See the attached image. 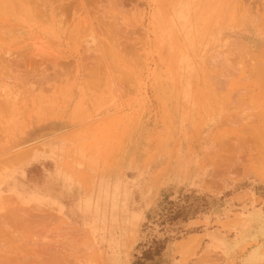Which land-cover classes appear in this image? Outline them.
Wrapping results in <instances>:
<instances>
[{
	"label": "rangeland",
	"instance_id": "obj_1",
	"mask_svg": "<svg viewBox=\"0 0 264 264\" xmlns=\"http://www.w3.org/2000/svg\"><path fill=\"white\" fill-rule=\"evenodd\" d=\"M3 1L0 264H177L264 207V0Z\"/></svg>",
	"mask_w": 264,
	"mask_h": 264
},
{
	"label": "crops",
	"instance_id": "obj_2",
	"mask_svg": "<svg viewBox=\"0 0 264 264\" xmlns=\"http://www.w3.org/2000/svg\"><path fill=\"white\" fill-rule=\"evenodd\" d=\"M191 90L193 91V89ZM98 182L99 190L97 191H100L98 192L100 195L104 184L101 180ZM245 191L237 192L236 195ZM248 193L251 194V191H248ZM90 196L93 195L87 194L85 198ZM251 200L255 204H259L262 196L253 194ZM248 210L251 212L248 214L246 225L242 229L235 227L232 231L224 232L222 228L213 226L189 232L186 236L189 240H200L196 258L184 261L180 257V263L177 264H264V207L253 205ZM247 212L245 211V213ZM135 217H131L133 222ZM217 236L220 241H224L226 244H215V240L211 237ZM180 242L177 245V249ZM139 256L140 254L137 255V257ZM137 257H134L130 264L140 258Z\"/></svg>",
	"mask_w": 264,
	"mask_h": 264
},
{
	"label": "bare ground",
	"instance_id": "obj_3",
	"mask_svg": "<svg viewBox=\"0 0 264 264\" xmlns=\"http://www.w3.org/2000/svg\"><path fill=\"white\" fill-rule=\"evenodd\" d=\"M1 1H3V0H1ZM11 1H12V0H11ZM15 1H16V0H15ZM53 1L55 2V0H53ZM57 1H58V0H57ZM61 1L64 2V0H61ZM65 1H66V0H65ZM67 1H68V0H67ZM69 1H71V2H69ZM69 1H68L67 4H64V3H65V2H64V3L61 5V7L57 6V7H59V11H60V9H61V11H62L61 13H62V14H61V13H60V14H61L62 16H68V14H66L67 11H64V12H63V10H64V9H67V8H65L66 5H67L66 7H69V6L71 7L70 4L72 3L73 0H69ZM76 1H77V2L80 1V2H78L79 5H78V4H77V5H78V6L81 5V6H80L81 8L79 7V10H80V9L82 10V7L84 8V7H85V4L87 5V3H88V5L90 6L91 4H89V2H92L93 0H92V1H87V0H86L87 3H85V0H84V1H82V0H75V3H77ZM108 1H109V2H107V1L105 2V0H104V1H103V4H105V3H106V4L109 3V4H108V7L110 6L109 10H110V11H116L115 14H118V13H117V11H118V9H117V4H118V6H119L121 3H120V4L117 3V0H108ZM3 2H4V1H3ZM16 2H17V1H16ZM22 2H23V1H22ZM49 2H50V0H49ZM96 2H97V4H96ZM119 2H120V1H119ZM121 2H123V5H124V0L121 1ZM126 2H127V3H128V2L131 3V1H129V0H128V1L126 0ZM4 3H5V2H4ZM37 3H38V2H37ZM92 3H93V2H92ZM94 3H95L96 5H95V4H92L91 7H92L93 5H95V6H97L96 8L98 9V7L100 8V6H102V5H100L101 2H100V4H99L100 6H98V1H97V0H96ZM2 4H3V3H2ZM39 4H40V3H39ZM68 4H69V5H68ZM72 4L74 5V2H73ZM5 5H6V3H5ZM33 5H34V3H33ZM37 5H38V4H37ZM37 5H36V6H37ZM50 5H51V4H50ZM73 5H72V6H73ZM123 5H122V6H123ZM125 5H126V4H125ZM128 5H131V4H128ZM1 6H2V5H1ZM3 6H4V5H3ZM19 6H20V5H19ZM19 6H18V7H19ZM36 6H35V7H36ZM74 6H75V5H74ZM74 6H73V7H74ZM78 6H76V10L78 9ZM122 6H121V7H122ZM70 7H69V8H70ZM86 7H88V6H86ZM86 7L84 8V10H88V9H86ZM102 7H103V6H102ZM126 7H127V5H126ZM0 8H1V7H0ZM14 8H15V7H14ZM31 8H32V7H31ZM54 8H55V7H54ZM71 8H72V7H71ZM71 8H70V9H71ZM96 8H95V10H96ZM5 9H7V8H5ZM16 9H17V8H16ZM22 9H23V8H22ZM22 9H20V10H22ZM70 9H69L68 11H70ZM122 9H125V8H122ZM122 9H121V10H122ZM0 10H1V9H0ZM18 10H19V9H18ZM72 10H75V9L72 8ZM93 10H94V6H93ZM98 10H100V9H98ZM98 10H97V11H98ZM103 10H104V9H103ZM128 10H129V9H128ZM1 11H2V10H1ZM5 11H6V10H5ZM7 11H8V9H7ZM22 11H23V10H22ZM22 11H20V12H22ZM40 11H41V10H40ZM42 11H43V10H42ZM125 11H126V9H125ZM125 11H124V13H125ZM129 11H130V10H129ZM129 11H128V12H129ZM2 12H3V11H2ZM73 12H74V11H73ZM76 12H78V11H76ZM88 12L92 13V11H88ZM88 12H86V13H88ZM100 12H101V11H100ZM103 12H104V11H103ZM121 12H122V11H121ZM128 12H126V13L128 14ZM42 13H43V12H42ZM47 13H48V12H47ZM63 13H65L66 15H64ZM86 13H81V14H84V15H85ZM94 13H96V12H94ZM98 13H99V12H98ZM101 13H102V12H101ZM9 14L11 15L10 12H9ZM23 14H24V13H23ZM39 14H40V12H39ZM81 14H80V15H81ZM92 14H93V13H92ZM92 14H91V15H92ZM103 14H104V13H103ZM127 14H126V15H127ZM129 14H130V13H129ZM10 15H9V16H10ZM17 15H18V14H17ZM24 15H25V14H24ZM86 15H87V14H86ZM93 15L95 16V14H93ZM119 15H120V14H119ZM0 16H1V18H2V14H0ZM11 16H12V15H11ZM34 16H35V15H34ZM73 16H74V15H73ZM88 16H89V15H88ZM94 16H93V17H94ZM100 16H101V19H100L99 21L97 20L98 22H97V21H96V22H97V24H100V23H101V24H104V23H102V21H104L105 18H104V19H102V18L105 17V15H104V16L99 15L98 17L100 18ZM106 16H107V15H106ZM128 16H129V15H128ZM130 16H131V15H130ZM54 17H55V15H54ZM60 17H61V16H60ZM74 17H75V16H74ZM107 17H109V18H111V17H116V18H115L116 21L114 20V21L116 22V24H114V25H119V26L121 25V23L118 22V18H119V17H118L117 15L115 16V15H112V14H111V17H110V16H107ZM107 17H106V20H107ZM124 17H125V16H124ZM131 17H132V16H131ZM131 17H130V18H131ZM55 18H56V17H55ZM87 18H88V17H87ZM94 18L96 19V17H94ZM130 18H129V19H130ZM2 19H4V18H2ZM39 19H40V18H39ZM43 19H44V18H41L40 20H43ZM66 19H67V18H66ZM97 19H98V18H97ZM126 19H128V18H126ZM129 19H128V20H129ZM48 20H49V19H48ZM48 20H47V21H48ZM87 20H88V19H87ZM101 20H102V21H101ZM123 20H124V19H123ZM14 21H15V20H14ZM43 21H46V20L44 19ZM56 21H57V20H56ZM88 21H90V20H88ZM88 21H87V23H88ZM109 21H110V20H109ZM112 21H113V18L111 19L110 23H111ZM49 22H51V20H49ZM64 22L66 23V21H64ZM67 22H68V20H67ZM90 22H91V21H90ZM104 22H105V21H104ZM130 22H131V21H130ZM61 23H62V22H61ZM84 23H85V21H84ZM110 23H107V24H110ZM9 24H10V22H9ZM16 24H17V23H16ZM20 24H21V23H20ZM63 24H64V23H63ZM89 24H90V23H89ZM105 24H106V23H105ZM107 24H106V26H107ZM18 25H19V24H18ZM21 25H22V24H21ZM60 25H61V24H60ZM78 25H79V24H78ZM87 25H88V24H87ZM68 26H69V25H68ZM100 26H101V25H100ZM100 26H99V27H100ZM103 26H104V25H103ZM93 27H94V26H93ZM4 28H5V27H4ZM101 28H102V27H101ZM105 28H106V27H105ZM108 28H109V27H108ZM114 28H116V27L114 26ZM95 29H96V27H95ZM101 30H103V29H101ZM117 30H118V29L116 28V31H117ZM119 30H120V29H119ZM119 30H118V31H119ZM65 31H66V30H65ZM109 31H110V29H109ZM113 31H114V30H113ZM122 31H123V29H122ZM128 31H129V30H128ZM79 32H80V31H79ZM119 32H120V31H119ZM97 33H99V32H98V29H97ZM101 33H102V32H101ZM95 34H96V32H95ZM108 34H109V33H108ZM113 34H114V32L112 33V35H113ZM121 34H123V33H121ZM64 35H65V34H64ZM105 35H106V34H105ZM124 35H125V34H124ZM124 35H122V36H124ZM26 36H27V35H26ZM28 36H29V35H28ZM65 36H66V35H65ZM77 36H78V35H77ZM113 36H114V35H113ZM105 37H106V36H105ZM117 37H118V36H117ZM124 37H125V36H124ZM126 37H127V36H126ZM65 38H66V37H65ZM65 38H63V39H65ZM113 38H114V37H113ZM118 39H119V38H118ZM35 204H36V203H35ZM32 208L37 209L36 206H35V207L33 206Z\"/></svg>",
	"mask_w": 264,
	"mask_h": 264
},
{
	"label": "trees",
	"instance_id": "obj_4",
	"mask_svg": "<svg viewBox=\"0 0 264 264\" xmlns=\"http://www.w3.org/2000/svg\"><path fill=\"white\" fill-rule=\"evenodd\" d=\"M196 215V214H195ZM193 218H195V216H192V217H190V218H188V219H186V220H189V219H193ZM159 255V253H158V251H155V250H153V248L152 247H148L147 249H145L144 251H143V257L142 258H139V259H137L136 261H134L133 262V264L135 263H149V264H152V263H157L158 261H157V259H155L156 258V256H158Z\"/></svg>",
	"mask_w": 264,
	"mask_h": 264
}]
</instances>
